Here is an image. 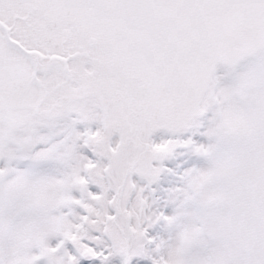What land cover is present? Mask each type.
<instances>
[{
  "label": "snow or ice",
  "instance_id": "snow-or-ice-1",
  "mask_svg": "<svg viewBox=\"0 0 264 264\" xmlns=\"http://www.w3.org/2000/svg\"><path fill=\"white\" fill-rule=\"evenodd\" d=\"M0 264H264V0H0Z\"/></svg>",
  "mask_w": 264,
  "mask_h": 264
}]
</instances>
